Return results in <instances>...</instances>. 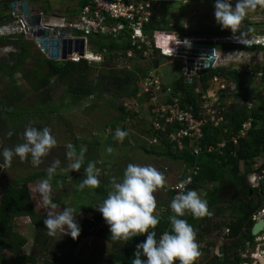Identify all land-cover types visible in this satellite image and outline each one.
<instances>
[{
	"label": "trees",
	"instance_id": "16d2710c",
	"mask_svg": "<svg viewBox=\"0 0 264 264\" xmlns=\"http://www.w3.org/2000/svg\"><path fill=\"white\" fill-rule=\"evenodd\" d=\"M12 1L14 0L0 1V26L12 24L18 19L15 18L13 11L10 9V3ZM28 1L30 4H34L41 0ZM76 1L78 8L72 11L71 17L78 15L82 7L90 3V0ZM170 3L175 4L178 2L173 1ZM250 26L251 24L248 23V31L242 32L241 35L256 34ZM159 29L164 31L183 30L182 26L177 24L173 26H162L160 23H152L147 27V32ZM200 31L204 33V30ZM12 38L13 36L0 38V45H5ZM89 42L92 45L91 49L93 52L103 55L100 64H96L95 62H92L94 63L92 64L85 60L75 63L71 61H53L47 57L34 58L31 55V49L28 47L27 42L25 40H17L18 53L12 52L5 58L0 59V74H3L9 83L6 87L7 94L0 97V137L4 136L5 139L6 137H10L9 133L12 132H5L10 124L13 128L12 131L14 130L13 133H16L21 131L26 119L30 117L45 119L46 121L49 115L60 113V107L63 109L64 105H56L51 102L52 89L57 83L64 85L68 95L71 96L70 99L73 101L69 100L67 102L68 105L73 104L74 101L82 102L85 99L97 97L102 94H107L117 100L135 99L137 102L152 101L153 93H141L138 84L139 81L148 76L147 72L138 67H120L117 64L119 60L127 62L143 59L140 55L133 58L126 56L125 52L129 48V41L126 37H121L118 40L109 36L98 35L90 37ZM213 47L220 51L243 50L264 52V47L262 46L245 47L216 43ZM29 58L36 59L37 66L30 73L25 71V66ZM162 61L163 59L157 55L152 60V65L158 67ZM93 66L99 68L94 69L95 75L91 77V73L94 71L91 70ZM257 71L263 72L264 85V66L256 69ZM18 73L22 75L23 80L26 81V84L30 86L32 92L35 94L36 99L34 100V104H30L31 101L26 103V95L21 92L18 80L15 77ZM214 76H220L228 81H234L240 88L243 86L240 82L238 72L223 67L207 70L199 77H193L191 83L185 78L184 74H181L170 86L174 89L175 93H183V106L193 104L198 109L196 101L208 90V82ZM197 82L200 83L201 87V93L199 95H196L194 92L197 87ZM227 92L229 91H224L220 96L221 102L224 104L223 106H225L226 110L228 108V112L224 113L226 122L217 128L210 124L204 127V136L200 140L202 151L199 155L194 156L191 148H185L183 152H175L173 150V144L168 143L166 136H164L161 144L166 145L169 155L176 159L185 160L188 170L194 166L199 167V175L195 178V182L189 189L196 190L202 185H214L212 192L207 195L209 198V202L207 203L208 214L201 218L209 219L210 209L220 202L218 197L224 189L236 191L244 196V198L240 197L233 202L229 200V207H225V210L231 213L229 220L223 224L216 223L213 227L215 229L226 227L228 231L227 238H235L234 241L224 242L222 251L225 254V258L221 264H240L243 260L242 258H238L236 253L246 251L248 248L247 243H253L255 237L247 233V231L252 230L256 223L254 216L261 211V204L256 205L255 200L250 198V191L253 188L248 181V176L262 173L264 170V164L256 167L258 165V159L264 155V98H258L259 103L252 110V115L256 120L253 128L245 137L239 138L237 143H235L234 138L239 135L242 124L247 120L249 113L247 105L245 104L234 102L229 105L226 102L227 98L230 97V95L227 96ZM168 101H171V99ZM24 102L25 105L23 106ZM120 110L124 116L130 119L134 118L131 110H126L124 103L120 106ZM179 127L180 125L175 123L173 128ZM12 138L14 139V137ZM222 143H224V146L220 147L219 144ZM83 165L85 164L83 163ZM46 175L47 172L38 171L24 178H14L0 188V255L4 251H8L18 256L28 243V240L24 236L16 232L15 220L17 218L26 217L32 219V223L36 227L35 241H39L41 237H44L42 233V216L37 213L29 184L35 182L39 177ZM62 181L65 182V179H62ZM82 193H86L85 190H82ZM81 197L83 198V195ZM57 202L64 207L59 197H57ZM218 209L219 212H223L222 208L219 207ZM83 210L95 211V218L99 220L103 219L101 213L95 208L88 207ZM201 218L194 219L192 216L182 217V219L187 220L192 225L194 231L197 228H202L200 225H197L198 220ZM207 227L208 231L211 232L212 227L210 228L209 225ZM80 229L81 232L78 239L93 235L95 222L90 219L82 220ZM91 229L93 230L90 231ZM164 229L165 226L163 225L155 230L157 238H159ZM52 238L45 235L43 238L45 248L54 240ZM210 244H212L210 246H215L214 242ZM125 252L119 254H122L121 258H118L119 264H128L129 260L126 257L129 256V253L126 250ZM19 260V264H36L37 258L30 255L26 258L20 257ZM43 264L61 263L45 259ZM208 264H211V262Z\"/></svg>",
	"mask_w": 264,
	"mask_h": 264
},
{
	"label": "rangeland",
	"instance_id": "374dc122",
	"mask_svg": "<svg viewBox=\"0 0 264 264\" xmlns=\"http://www.w3.org/2000/svg\"><path fill=\"white\" fill-rule=\"evenodd\" d=\"M178 3H168V2H162L159 3V23L162 26H173L175 24L182 26L183 32L188 31L189 33H196L199 35L206 36L208 38H218L223 37L226 35H229L231 33L230 30L224 29L221 30L220 26L215 22L214 18V2L215 0H192V1H176ZM31 8L36 11L43 13L47 17L51 16H59V17H71L72 11L78 8L77 1L76 0H41L37 3L30 4ZM47 9V10H45ZM18 17V15H16ZM15 17V18H17ZM19 19V17H18ZM248 23L251 24L250 28L253 29L254 33H257L258 35L263 34L264 32V7L256 6L251 8L245 15L244 19L241 21L239 31L236 34H242V32H247L248 29ZM200 30H204V33H202ZM218 31V33H217ZM221 32V33H220ZM227 32V33H226ZM4 33V34H3ZM3 34V35H2ZM13 36L12 39H10L9 42H7L5 45H0V59L5 58L10 53L17 52V40H25L28 44V47L31 49V55L33 57L37 58H43L47 57L44 54L41 53L38 46L34 42V40L27 34H24L20 30V25L18 22H13L10 25H1L0 26V38ZM224 52V51H222ZM18 53V52H17ZM246 53V52H242ZM258 53V55H257ZM225 54V53H224ZM247 54V53H246ZM244 54H234L231 52L230 54H225L224 60H221L219 62V67L228 68L230 70H234L239 73V79L241 84L243 85L242 88L238 87V85H235L234 90H232L227 94L230 95L229 98H227L226 102L229 104H232L234 102H239L240 104L247 105L249 102H254V106L259 103L258 98H260L261 92H264V85L263 82H259L257 80V77L253 76V72H256V69L264 66V53L263 52H256V57L247 56ZM240 56H243L240 58ZM29 58L27 60L25 71L30 73L32 70L36 69V59ZM48 58V57H47ZM92 63V62H90ZM96 64H100V62H95ZM94 64V63H92ZM118 66H127L128 68H134L138 67L141 68L143 71H146L149 75L151 73L152 64L151 61H146L143 59L139 60H131L124 62L123 60H119V63H117ZM184 61L181 58L174 59V60H165L160 63L159 67H157V75L161 76V79L165 84L171 85L174 80L179 77V75L184 74L185 72V65ZM99 67H92L91 70L97 69ZM95 75V70L93 73H91V77ZM16 79L18 80L20 90L23 92L25 96L26 103L31 101L30 104H34V100L36 99L35 94L32 92L29 85L26 84V81L23 80V77L21 74H17ZM31 82V80H30ZM235 83L234 81H231ZM8 80L4 77L3 74H0V97L7 94L6 87L8 86ZM209 89L212 88V82L211 80L208 82ZM197 87L200 89V83L197 82ZM214 89L216 86L213 87ZM196 89V88H195ZM52 104L56 105H64L65 108L60 107V113H56L53 115H49L48 119L45 121V119H36L35 118H28L26 119V122L22 126V129L20 132L13 133L12 131V125L10 124L5 132L7 131L12 132L10 137L4 138V136H1L0 138V151H2L4 148L13 149L16 145L21 144L24 142L23 140V133L26 127H36L37 129H42L43 127H48L50 129L51 135H53L57 141L55 147H53L50 152L42 157V162L39 166L33 167L30 163V157L26 158L25 160H20L18 156H13L10 163L5 165L3 161V157L0 156V188H2L5 184H7L10 180L14 178H24L28 175H31L33 173H37L38 171L41 172H47V168L51 165V163L59 159L60 160V166L57 168L56 172L53 174L51 179L49 180V183L51 185V198L54 203H56L57 207L55 209L45 208L42 204L40 194L37 191V186L39 182L43 179L47 178L46 176L39 177L35 182L30 183V192L32 195V199L34 202V205L36 207L37 213L42 216V221L46 218V215L49 211L59 213L62 212L65 207H73V204L75 203L80 206V204H86L88 205V187L85 186L80 191V196L77 195L76 191H78V184L77 182H82V180L85 178V174L83 173L85 165H81L80 171H82V174H76V171H72L68 166L71 163V160L66 157V145L72 144L73 151L76 156L80 155L81 148H85L86 151L83 153V158L86 157V159H83L84 161H87L89 158L88 155H90V161L95 162V168L99 170L98 179L104 177L106 174L109 176L111 175L110 168L108 170L104 168V165L106 163L115 162L114 160L111 161L110 159L102 160L100 158L99 154H102L106 149H99V151L93 152V142L95 139L98 141L100 140L102 134L103 127L105 124H111L114 125V128L119 127L121 125L125 126L128 125V127L134 126L136 131H138V138L133 139L135 141L134 143V149L138 150V144L141 143L142 139L140 136V130L141 128H147V124L150 122L151 119L149 117L146 118V120L143 122L141 119V114H145L150 109L151 102L148 101L146 104L145 101L138 102L137 105L134 103L130 104L129 106L133 107V111H137L139 113V118L135 119V121L128 120L127 116H124L123 113H121L118 110V106L121 104L114 102L112 96H109L107 94L99 95L98 97H92L83 100L82 102H79L77 104H71L69 106L70 108H74L75 110L68 112L64 111L67 109V102L69 100L73 101L71 96L68 95L67 89L64 87V85H59L58 83L53 86L52 89ZM66 97H65V96ZM24 100V101H25ZM128 101V100H127ZM127 101H124L125 103ZM123 104V103H122ZM25 105V102L23 103V106ZM96 106V107H93ZM125 107V105H124ZM92 108H96L93 110ZM127 108V107H125ZM64 111V112H63ZM145 111L144 113H142ZM150 111V110H149ZM144 117V116H143ZM119 118L121 120H119ZM138 122H137V121ZM138 124L141 125L137 126ZM140 127V128H139ZM150 131V129H149ZM107 134V132L105 131ZM136 132L132 134L134 136ZM14 137V139L12 138ZM147 142V141H146ZM150 142V141H149ZM91 143V144H89ZM136 146V148H135ZM92 148V149H91ZM133 148V147H132ZM134 150V151H135ZM100 152V153H99ZM108 154V153H107ZM98 155V156H97ZM120 154L118 153V156ZM264 162V156L262 155L258 159V164H262ZM100 163V165L98 164ZM88 164V161H87ZM107 167V165H105ZM104 168V170H103ZM103 170V171H100ZM125 168H122L120 166L117 167L116 174H113V177H118L119 175L123 176ZM105 171V174L103 173ZM76 172V173H75ZM78 175V177H76ZM82 175V176H81ZM251 177H254V175H251ZM121 178V177H120ZM62 179H65V182L62 181ZM117 179V178H116ZM112 181V180H111ZM110 181V182H111ZM250 185L252 184L251 181L249 182ZM100 184V183H99ZM174 184V183H173ZM172 184V185H173ZM212 189V185H204L202 187V190L199 191V194H201L203 199L205 198V193ZM82 190H85L86 193H82ZM83 195V198L81 197ZM57 197L61 199L62 202H64L66 205L64 208H59L60 205L57 202ZM82 199H80V198ZM222 197V196H221ZM223 198V197H222ZM85 202V203H84ZM61 203V202H60ZM79 209H76L75 215L78 214ZM93 216L89 211H84L82 215L80 216V213L77 215L76 219L78 221L79 226H81L82 219H86L89 216ZM90 220H94L93 217H91ZM222 222L228 221L229 217H220L218 219ZM31 218L26 217H20L15 220V226H16V232L24 236L28 243L27 245L21 250L20 254L18 256L12 254L11 252L4 251L0 255V264H19L20 263V257L26 258L30 255L37 258L36 264H43L45 259L54 260L61 264H90V259L94 256V251L96 249L97 242L91 245L89 247L88 241L89 238L83 239L82 242H80L79 247H76L74 243L71 240L70 236L67 241L65 242V247L63 244L58 243L57 238L53 237L54 239L51 244L48 247H44L43 244V238L45 235H47L46 229L44 224L42 223V233L44 237H41L39 241H35L36 236V227L33 225ZM227 234V231L225 228L222 229V231H215L211 237H204L200 241H196L198 251L200 255L196 258L194 264H207L208 261H211L214 256L220 257L221 254V248L222 245H220L221 238L220 235ZM214 242L215 246L213 248H210L208 243ZM257 242V241H255ZM220 245V246H219ZM113 246V244L110 245V248ZM218 246L220 247V250H217ZM256 244L252 245L251 248L247 249V252H254ZM260 246V245H259ZM100 248L99 246H97ZM264 248V245L260 246ZM113 248V247H112ZM102 252V255L100 258L94 259L96 262L101 261V264H105V257L104 248H100ZM108 249V248H107ZM84 250V251H83ZM81 251V252H80ZM86 252V254L82 257L83 252ZM217 252L219 254H217ZM245 251H243L244 253ZM78 255V257L75 258V256ZM104 257V258H103ZM252 258V256H251ZM93 260V261H94ZM92 262V261H91ZM218 262L220 263V260L218 259ZM92 264V263H91Z\"/></svg>",
	"mask_w": 264,
	"mask_h": 264
},
{
	"label": "clouds",
	"instance_id": "9594fccd",
	"mask_svg": "<svg viewBox=\"0 0 264 264\" xmlns=\"http://www.w3.org/2000/svg\"><path fill=\"white\" fill-rule=\"evenodd\" d=\"M256 6L264 7V0H215V22L221 30L228 29L236 34L246 13ZM182 43L186 46L190 45L188 39ZM115 136L123 138L125 133L117 130ZM23 140V143L16 145L13 149L4 148L0 151L5 165L10 163L13 156H18L22 161L30 157L31 165L39 166L42 157L47 155L57 143L48 127L42 129L26 127ZM66 149L65 155L71 160L68 167L72 171H79L86 149L81 148L79 156L75 155L72 144H67ZM108 151L110 152L111 148ZM60 163L59 159L54 160L46 170L47 178L41 180L37 186L42 204L46 209L57 207L51 198L49 180ZM84 174L85 178L79 185L81 189L85 186L95 188L99 185V172L95 168V162H88L84 168ZM165 183L164 173L157 168L151 165L141 166L129 163L121 180L112 178L107 197L95 208L107 224L112 241L126 243L146 233L145 239L136 245L131 264H177V262L178 264H194L200 255L192 225L180 218L186 214H190L194 219L208 214L207 201L196 190L181 191L174 196L169 205L174 213L168 217L170 231L163 232L157 238L155 229L159 218L153 214L156 208L154 193ZM75 212L76 210L72 207H65L59 213L49 211L43 220L46 234L49 237L67 235L76 240L81 229L76 219L79 213L74 217Z\"/></svg>",
	"mask_w": 264,
	"mask_h": 264
},
{
	"label": "built area",
	"instance_id": "2783aa9c",
	"mask_svg": "<svg viewBox=\"0 0 264 264\" xmlns=\"http://www.w3.org/2000/svg\"><path fill=\"white\" fill-rule=\"evenodd\" d=\"M159 3L160 0H90V3L82 7L79 14L67 18L65 16L47 17L42 13L40 25L48 28H65L69 27L71 38H82L85 40V52L80 56L77 53L69 55L68 61L79 63L82 60L87 62L101 61L100 55L90 53L86 49L87 40L92 36H109L115 39L126 37L129 41V48L125 52L128 58H133L141 54L147 61L154 60L157 55L174 60L181 58L184 61L185 57L178 55V48L188 47L182 43L185 39L192 43H224L234 46H262L264 47V32L260 35L243 36L240 34H229L218 38H208L196 33L188 31H164L155 30L147 32V27L152 23H159ZM14 15V14H13ZM15 17H17L15 15ZM16 22L20 25V30L24 34L26 23L20 16ZM17 17V18H18ZM4 34V33H3ZM2 34V35H3ZM42 54L46 56L44 49L40 48ZM217 60L213 65L214 68L219 67V62L224 60L225 54L236 51H220L214 48ZM240 54L247 55L246 53ZM225 53V54H224ZM264 53V52H263ZM243 55V56H244ZM240 56L239 59H241ZM254 57L255 55L252 54ZM256 57V56H255ZM186 72H184V75ZM253 76L257 77L259 82H263V72H253ZM200 75L194 76L199 77ZM212 88L203 93L196 101L198 109L193 104L183 106V93H175L171 88H163L162 83L157 76H149L144 80L143 93H153V106L150 108L151 124L150 142L153 145H160L164 136L167 141L174 144L175 152H183L185 149V141H189L190 148L194 156H197L202 151L200 140L204 136V127L208 124L214 127H220L226 122L224 113L228 112L224 104H222L220 96L224 91H231L235 88V83L228 81L224 77L214 76L211 79ZM216 86L214 89L213 87ZM231 87V88H230ZM197 93H201L199 89ZM227 92V93H229ZM174 93V94H173ZM264 93V92H263ZM264 96V95H263ZM171 99V101H168ZM227 105V104H226ZM254 106L252 102L247 104L249 116L242 124L239 135L234 138L237 143L239 138L245 137L253 128L256 122L252 115ZM178 123L179 128H173L174 124ZM165 134V135H163ZM223 147L224 144H219ZM199 167L191 168L187 175L177 180L170 186L171 200L174 196L181 192L189 190V187L195 182V178L199 175ZM257 176L252 178L254 183ZM171 202V201H170ZM169 215H174L169 207ZM95 218V215L89 216ZM88 219V217L86 218ZM85 220V219H82ZM257 221V216L254 217ZM160 237V236H159ZM256 241L264 245V231L262 235L256 238ZM260 255V254H258ZM264 256V252L261 253ZM257 259L258 256L256 255Z\"/></svg>",
	"mask_w": 264,
	"mask_h": 264
},
{
	"label": "crops",
	"instance_id": "0c3cea01",
	"mask_svg": "<svg viewBox=\"0 0 264 264\" xmlns=\"http://www.w3.org/2000/svg\"><path fill=\"white\" fill-rule=\"evenodd\" d=\"M67 18H72V17H68L67 16ZM254 35H258V34L256 33ZM243 36H250V35H243ZM91 48H92V45H90V42H89V39H88L87 40V44H86L87 51L90 52V53H93L95 55L96 54L100 55L103 58V55L101 53L93 52V50ZM241 51H243V50H236V52H241ZM243 52H246L248 57L249 56L253 57L252 54L256 56V52H259V51H243ZM138 55H140L143 58V60H146L141 54H138ZM257 55H258V53H257ZM159 57H161V56H159ZM161 58L165 59V60H168V59L163 58V57H161ZM93 62H96V61H93ZM98 62H102V60L98 61ZM184 63H185V61H184ZM151 64H153V62H151ZM152 69L153 70L151 71V73L146 78H148L149 76H151V77L152 76H157L159 81L162 83L163 88H171L174 91V89L169 84L167 85V84H165V82L162 81L161 76L157 75V67H154L152 65ZM185 72H186V68H185ZM179 77H180V75H179ZM179 77H177V78H179ZM146 78H144L143 80L138 82V84L140 86L141 93H143L142 92L143 91V85H144V80ZM236 86H237V84H236ZM197 89H198V87H196L194 92H195L196 95H199V93H197V91H196ZM199 90L201 91V87H200ZM208 90H209V88H208ZM263 95H264V93L261 92L260 97L264 98ZM219 96H221V95H219ZM90 98H92V97H90ZM113 100H114V102H117L119 104L122 101L121 104L118 106V110L121 113H122V111L120 110V106L122 105V103H124L125 107H127L126 108L127 111L131 110L132 114L134 115V118H133V120H131L128 117L129 121L131 120V121L134 122L135 119L139 118V113H140V112H138L139 110L133 111L132 110L133 107L129 106L131 103L132 104L134 103L135 105H137L138 102L135 99H124L125 101L128 100L126 103L124 102V100H121V99L117 100V99L113 98ZM145 102H146V104L148 103V101H145ZM78 103L79 102H75L74 101V104L78 105ZM252 103H253V106H254V102H252ZM69 106H71V105H68L67 109H65L64 111L71 112V111L75 110L74 108H70ZM150 106L151 107L153 106V101H151V105ZM93 107H96V106H93ZM64 108H65V106H64ZM96 108H92V109L95 110ZM149 110L147 112L143 111L142 113L145 112V114H141V116H140L141 119H138V120L139 121L143 120V122H144L147 117H149L148 120H150L151 119V114H150ZM121 119L119 118V120H121ZM137 126L141 127L140 124H138ZM147 126H148L147 128H143L142 127L141 130L139 131L140 132V136L139 137L142 139V141H141L140 144L137 145L138 146V150H135L134 149L135 141L132 140V138L133 139L138 138V133H137L138 131H136L134 126L128 127V125H126V127H125V126L121 125L119 127L114 128V125L105 124V126L103 127V130H102V134L104 133V135L101 136L99 141L97 139H95V141L93 142V146H92L93 149L92 148L91 149L93 150V152H96V149H97V151H99V149H103V150L106 149V151H104L102 154H99L100 158L102 160H106V159L107 160L110 159L111 161L114 160L115 162H111V164L110 163H106L105 165H107V167H105V165H104V168H106L107 170H108V168H110V172H111L110 178L106 174L104 177H102L100 179V184L97 187H95V188L88 187V189H89V192H88V205L86 206V204H82V203L80 204V206L78 205L79 203L76 204V205H75V203L73 204V207H75L74 208L75 210L79 209L77 212L80 213V216L82 215V213L84 211H86V210H83L84 208H88V207L89 208H91V207L92 208H96L107 197L108 191L110 190V183H111L110 181L113 178V174H116V170H117L118 166H120L122 168H126L129 163L139 164L141 166L151 165V166L157 168L159 171L163 172L164 176H165V179H166V183L162 187L158 188L155 191V193H154L155 202H156V208L154 209V213L153 214L157 215L158 218H159V222H158V225L156 226L155 230L159 229V227H162L164 225L165 229H164L163 232L170 231V221L168 219V217L170 216L168 210H169V205H170V201H171L170 186L173 183H175L177 180H180V179L184 178L187 175L189 170L187 168L185 160L176 159V158H174V157H172L171 155L168 154V149H167L166 145H164V144L153 145V144H151V142H149L150 141V137H151V132H149L150 122L147 124ZM117 130L124 132L125 136L123 138H117L115 136V133L117 132ZM105 131L107 132V134L105 133ZM134 132H136V134L134 136H132V134ZM168 143H170V142L168 141ZM184 143H185V148H190L189 141H185ZM89 144H91V143H89ZM173 147H174V144H173ZM109 148H111L110 152L108 151ZM135 148H136V146H135ZM118 153L120 154L119 156H118ZM90 155H92V153ZM90 155H88L89 156V158L87 159L88 162H90ZM83 159H86V157L83 158ZM87 161L83 162L85 164V166H87ZM98 164L100 165V163H98ZM259 166H261V164H258L256 167H259ZM104 168H103V170H104ZM103 170H100V171H103ZM76 172H75L76 174H79V175L82 174V171H80V170L76 171ZM98 172H99V170H98ZM83 173H84V171H83ZM103 173L105 174V171ZM253 175L254 176H258L259 174H253ZM250 176H248V179H249ZM76 177H78V175H76ZM115 178H117V181H119V180H121L123 178V176L119 175L118 177H115ZM251 178H253V177H251ZM80 183H81V181L77 182L78 191H76V193H77L78 196H80L79 191L81 190V188L79 187ZM203 186L204 185H202L199 188H197L196 191L199 193V191L202 190ZM213 186L214 185H212V189L211 190H209V191H207L205 193V198H206L205 200L207 201V203L209 202V198H208L207 195L210 194V192H212ZM233 192L234 191L232 190V194H233ZM218 198H219L220 202H218V204L216 203L217 205L210 209L209 219L206 220L204 218H201L200 220H198V224L197 225H200L202 228L201 229H198V228L196 229V231H195V242L202 240L204 237H211L213 235V233L215 231H217V230L218 231H222V229L225 228V230L227 231L226 227H223L221 229H215L213 227L215 226L216 223L223 224L225 222V221L222 222L221 220L219 221L218 219L220 217L221 218L222 217L226 218V217L230 216V214H231L230 211L225 210L226 206L229 207L230 203H228V201L231 200L233 202V201H236L238 199L233 198L232 195H228L226 197L222 193L219 194ZM62 203L64 204V207H65L66 204L64 202H62ZM58 207L61 208L62 206L59 205ZM64 207H62V208H64ZM219 207L223 209V212L221 211L222 213L219 212V209H218ZM88 211L91 214L96 215L95 211H93V212H92V210H88ZM185 216L189 217L191 215L190 214H186ZM185 216H183V217H185ZM180 218H182V217H180ZM93 221L95 222V231H94L93 235H89V236L81 238V239L77 238L76 240H73L71 238L72 242L74 243V245H76V247H79L80 242H82L83 239H87V238H89V241H88L89 247L91 245L93 246V244L95 242H97L96 249L94 251L95 254L90 259L92 261V262L90 261V264L91 263L92 264H101L102 263L101 261L96 262L94 260L96 258H100V256L102 255V252H100L101 251L100 248H104V250L106 252V253H104L105 264H119L118 263V258H121V256H122V254L121 255H119V254L122 253V252L126 253L125 250L128 251L127 253H129V256L126 257L127 260H129L128 264H131V259L133 257V254H134L135 250H136V245L141 242V239H142V241L145 239L144 235H146V233L142 234V235H139L137 237H134L130 241L126 242V243H124L123 241H112V240H110L109 228H108L107 224L105 223L104 219L99 220V219L94 218ZM79 223H81V226H82V222H79ZM207 225H209L210 228L212 227V231L211 232L208 231ZM81 226H80V228H81ZM92 230L93 229H91L90 231H92ZM227 234H228V231H227ZM227 234L224 233L223 235H220L221 242H222L220 245H222V247H223L224 242H226V241L231 242V241H234V239H235V238H231V239L227 238L228 237ZM68 238L69 237H67V236H63L62 237V235H58L57 241L59 243L63 244L64 247H65L66 245H65L64 241H67ZM111 244H113V246H112L113 248L112 247L110 248ZM208 244H209V246L212 245L210 243H208ZM97 246H99L100 248H98ZM219 246H218L217 250H220ZM213 247L214 246H210V248H213ZM247 247H248L247 249L250 248L249 247V243H247ZM221 250H222V248H221ZM124 253H123V255H124ZM85 254H86V252H83L82 257ZM76 257H78V255H76L75 258ZM123 263H124V261H123Z\"/></svg>",
	"mask_w": 264,
	"mask_h": 264
},
{
	"label": "water",
	"instance_id": "95a60500",
	"mask_svg": "<svg viewBox=\"0 0 264 264\" xmlns=\"http://www.w3.org/2000/svg\"><path fill=\"white\" fill-rule=\"evenodd\" d=\"M1 1V0H0ZM162 2H173L183 0H160ZM192 1V0H189ZM10 9L14 15H18L25 21V31L40 48L44 49L48 59L53 61H68L69 55L77 53L80 56L85 52V40L82 38H71L69 27L57 29L40 25L42 13L34 11L28 0H14L10 3ZM178 55L186 58L185 78L191 83L194 76L201 75L207 70L213 69L217 60L215 50L209 43H192L188 47L178 48ZM263 189L262 201H264V174L260 178ZM258 220L250 233L258 237L264 231V214H257Z\"/></svg>",
	"mask_w": 264,
	"mask_h": 264
},
{
	"label": "flooded vegetation",
	"instance_id": "af4514ba",
	"mask_svg": "<svg viewBox=\"0 0 264 264\" xmlns=\"http://www.w3.org/2000/svg\"><path fill=\"white\" fill-rule=\"evenodd\" d=\"M263 164H264V162H262L261 166ZM263 174H264V170L262 171V173H259V175L255 179L254 183L252 182V178L248 179V181L249 182L251 181V183H252L251 187L253 188V190L250 191V198H253V200H255L256 205L261 204V211L260 212H263V214H264V201H262L263 189H262V185L260 182V178ZM221 193L223 195H225L226 197L228 195H232V197L235 199H239L240 197L244 198L243 195H240V193H238L236 191H234L232 194V190L224 189ZM255 216H257V214ZM257 220H258V218H257ZM260 235H262V233ZM256 238L257 237H255L252 244L249 243L250 248L252 247L253 244L254 245L256 244V246H254V248H255L254 252L245 251L244 253L243 252H240V253L237 252L236 253V256H238V258H242V260H243L242 263L240 262V264H264V258H263V261H261V259L259 257H258V259L256 257V255L258 256V254H260V256H262L261 253L264 252V248L260 247V246H262V244H260L259 242H255ZM217 254H219V253L217 252ZM251 256H252V258H251ZM224 258H225V254L221 250L220 257L214 256L211 261H208V263L211 262V264H221L223 262ZM218 259L220 260V263L218 262Z\"/></svg>",
	"mask_w": 264,
	"mask_h": 264
},
{
	"label": "bare ground",
	"instance_id": "6f19581e",
	"mask_svg": "<svg viewBox=\"0 0 264 264\" xmlns=\"http://www.w3.org/2000/svg\"><path fill=\"white\" fill-rule=\"evenodd\" d=\"M165 1H168V0H165ZM183 1H187V0H183ZM258 257L261 259V261H263V256H260V255H258Z\"/></svg>",
	"mask_w": 264,
	"mask_h": 264
}]
</instances>
